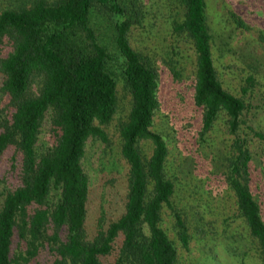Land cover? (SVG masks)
Wrapping results in <instances>:
<instances>
[{
    "label": "trees",
    "instance_id": "1",
    "mask_svg": "<svg viewBox=\"0 0 264 264\" xmlns=\"http://www.w3.org/2000/svg\"><path fill=\"white\" fill-rule=\"evenodd\" d=\"M172 1L182 10L173 28L194 52L191 102L200 132L223 113L228 132L244 125L264 140L242 117L248 106L243 94L228 91L217 75L206 1ZM142 15L141 0H16L0 9V91L8 103L0 116V160L11 148L18 178L0 192V264H26L39 251L47 252L42 264H176V246L159 225L173 182L165 172L166 139L151 128L159 106L158 71L128 39ZM117 75L129 94L118 123L126 166L123 209L105 223L98 218L89 232L81 157L89 136L106 139L101 126L116 109ZM46 115L47 144L39 148ZM141 140L151 144L147 156L140 152ZM244 141L232 139L215 175L231 189L264 261V221L250 187L254 168ZM51 193L54 201H47ZM173 223L186 247L189 234L176 211Z\"/></svg>",
    "mask_w": 264,
    "mask_h": 264
},
{
    "label": "rangeland",
    "instance_id": "2",
    "mask_svg": "<svg viewBox=\"0 0 264 264\" xmlns=\"http://www.w3.org/2000/svg\"><path fill=\"white\" fill-rule=\"evenodd\" d=\"M205 1L217 75L228 91L243 94L248 106L242 117L264 134V0ZM14 3L16 0H0V9ZM141 8L143 15L129 29L128 39L158 71L159 106L151 128L166 139L165 172L173 182L170 205H162L159 225L176 246V264H264L255 239L236 210L231 189L217 183L219 176L215 175L223 168L232 139L244 137L254 168L250 187L264 221V140L244 125L228 132L223 113L207 131L200 132L199 113L191 102L194 52L185 35L173 28L182 10L172 0H141ZM248 74L251 80H246ZM1 78L0 74V84ZM116 95L115 112L101 126L106 139L89 136L81 157L89 185L85 218L89 232L98 218L105 223L123 209L126 166L120 154L118 123L127 113L129 94L119 75ZM7 107V96L0 91V116ZM48 123L46 115L40 127L39 148L47 144ZM138 145L142 155L150 153L149 141L141 140ZM11 153L7 148L0 160V192L18 180L10 164ZM54 197L55 193L48 194L47 201H54ZM173 211L181 216L189 234L186 247L176 238ZM46 258L47 252L39 251L26 264H42Z\"/></svg>",
    "mask_w": 264,
    "mask_h": 264
}]
</instances>
